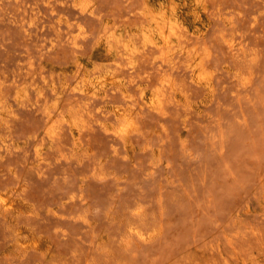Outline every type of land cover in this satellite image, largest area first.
I'll return each mask as SVG.
<instances>
[{"label": "rangeland", "instance_id": "1", "mask_svg": "<svg viewBox=\"0 0 264 264\" xmlns=\"http://www.w3.org/2000/svg\"><path fill=\"white\" fill-rule=\"evenodd\" d=\"M1 197L0 264H264V0H0Z\"/></svg>", "mask_w": 264, "mask_h": 264}, {"label": "bare ground", "instance_id": "2", "mask_svg": "<svg viewBox=\"0 0 264 264\" xmlns=\"http://www.w3.org/2000/svg\"><path fill=\"white\" fill-rule=\"evenodd\" d=\"M156 22V21H155ZM158 23V22H157ZM163 41V42H162ZM169 42V41H168ZM150 43H152L154 46H159V43L155 42V41H150ZM167 43V37L165 35L162 34V37H161V44H165ZM232 46V45H231ZM233 47V46H232ZM193 71V70H192ZM195 71V70H194ZM196 78V81L197 82H203L204 81V77L201 73H197L196 76L194 77ZM195 80V79H194ZM164 81V80H163ZM202 84V83H201ZM207 84V83H206ZM164 85V84H163ZM208 85V84H207ZM152 98V97H151ZM160 98V97H159ZM157 99V98H156ZM160 100V99H159ZM151 104L152 105H155V107H160V104H159V101L158 100H155V99H151ZM153 107V108H155ZM161 109V108H160ZM119 111V110H118ZM121 111V110H120ZM119 114V113H118ZM127 114V113H126ZM125 115V113H124ZM120 115L121 116V120L124 122L117 133H119L120 135L126 133V130L128 131V129L132 128L133 127V124L132 122L128 119V118H125L126 115ZM130 115V114H129ZM128 117V116H127ZM131 118V116H130ZM127 134V133H126ZM125 135V134H124ZM53 138V137H52ZM0 204H1V208L3 211L5 212H9L11 210L14 209V203L7 200L6 198L4 197H1L0 198Z\"/></svg>", "mask_w": 264, "mask_h": 264}]
</instances>
